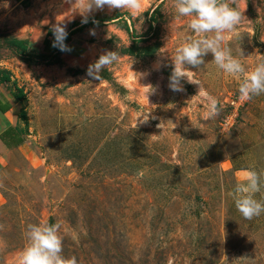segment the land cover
<instances>
[{
    "label": "rangeland",
    "instance_id": "rangeland-1",
    "mask_svg": "<svg viewBox=\"0 0 264 264\" xmlns=\"http://www.w3.org/2000/svg\"><path fill=\"white\" fill-rule=\"evenodd\" d=\"M173 4L141 0L133 16L81 13L82 0H0V79L27 90L31 128L27 156L0 172V264H18L28 225L42 223L60 225L62 255L78 264H264V215L245 220L230 195L250 170L264 173V94L240 100L239 79L211 53L187 67L218 115L203 119L198 84L171 90V56L192 35ZM233 6L243 19L225 44L250 72L264 59V0ZM56 26L86 53L34 61L24 38ZM109 51L118 62L89 77Z\"/></svg>",
    "mask_w": 264,
    "mask_h": 264
},
{
    "label": "clouds",
    "instance_id": "clouds-1",
    "mask_svg": "<svg viewBox=\"0 0 264 264\" xmlns=\"http://www.w3.org/2000/svg\"><path fill=\"white\" fill-rule=\"evenodd\" d=\"M234 0H174L175 14L187 18V28L192 35L175 49L171 56L173 70L169 77V87L173 91H183L182 79L199 85L195 102L202 105V117L209 120L218 115L223 105L217 97L210 94L203 84L190 77L193 71L187 66L199 68L204 65V57L211 53L215 66L230 76L239 79V99L249 101L264 94V59L260 60L253 70L246 72L245 66L232 49L225 44L226 35L232 33L242 22V11L233 6ZM127 9L135 16L141 9V0H82L83 11L90 12L93 8ZM84 22H87L86 20ZM171 23V33L176 30ZM53 47L61 51L69 50L64 44L67 33L63 27L54 28ZM240 55H243L241 52ZM116 51H109L99 56L87 69L89 77L100 79L101 73L110 65L118 62ZM192 97V98H193ZM146 122L149 116H141ZM159 127V125H158ZM264 191V173L250 170L246 181L237 183L230 195L236 209L248 221L264 215V197L257 199L258 193ZM28 243L18 257V264H78L76 256L65 258L63 252V237L59 224H30L27 229ZM75 238V237H74Z\"/></svg>",
    "mask_w": 264,
    "mask_h": 264
},
{
    "label": "crops",
    "instance_id": "crops-1",
    "mask_svg": "<svg viewBox=\"0 0 264 264\" xmlns=\"http://www.w3.org/2000/svg\"><path fill=\"white\" fill-rule=\"evenodd\" d=\"M54 29L38 28L31 35H27V52L34 61L64 62L71 64L86 53L84 43L79 42L71 30L66 31L67 37L64 44L69 50L61 51L53 47ZM21 87L14 80H0V172L10 163L12 158L26 155V145L30 136L31 128L27 121L22 118V111L29 117L27 107V90L23 89V99L16 97V88ZM29 119V118H28ZM1 199V198H0ZM1 202V200H0Z\"/></svg>",
    "mask_w": 264,
    "mask_h": 264
},
{
    "label": "trees",
    "instance_id": "trees-1",
    "mask_svg": "<svg viewBox=\"0 0 264 264\" xmlns=\"http://www.w3.org/2000/svg\"><path fill=\"white\" fill-rule=\"evenodd\" d=\"M20 42H22V41H20ZM23 43L25 44L24 48H25V47L27 48V46H26V42H23ZM21 44H22V43H21ZM157 48H158V44H155V45H152V46H150V47H146L144 51H146L147 53H152V52H155ZM0 80H1V79H0ZM23 91H24L23 88L17 86V88H16V97H17L18 99H23V98H24V97H23V93H24ZM22 118H23L25 121H27V114H26L25 111H22Z\"/></svg>",
    "mask_w": 264,
    "mask_h": 264
}]
</instances>
